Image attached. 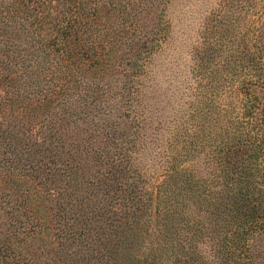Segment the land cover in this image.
<instances>
[{"label": "trees", "instance_id": "obj_1", "mask_svg": "<svg viewBox=\"0 0 264 264\" xmlns=\"http://www.w3.org/2000/svg\"><path fill=\"white\" fill-rule=\"evenodd\" d=\"M148 2L0 0V264H31L14 246H51L54 232L95 239L96 263L263 264L264 9L240 33L234 9L255 0H224L198 50L204 72L242 76L241 119L216 127L214 106L193 111L205 124L170 129L167 168L146 184L132 161L138 78L170 31L142 23ZM197 149L206 175L180 161Z\"/></svg>", "mask_w": 264, "mask_h": 264}, {"label": "rangeland", "instance_id": "obj_2", "mask_svg": "<svg viewBox=\"0 0 264 264\" xmlns=\"http://www.w3.org/2000/svg\"><path fill=\"white\" fill-rule=\"evenodd\" d=\"M245 8L238 5L234 9L240 33L245 32L246 24L253 25L262 17L264 0H255L254 7L248 9V14L245 13ZM143 9L145 16L141 21L144 25L151 29L166 23L170 29L166 36L159 38V50L151 55L145 63L144 72L138 78L141 83V97L135 112L142 120L140 123L143 129H138L140 146L132 161L136 167L142 169L148 184L151 178L155 179L156 183L160 182L167 168L163 151L166 150L165 142L170 138L172 127L182 126L184 123L191 125L194 122L201 128L205 124L200 112L194 120L190 119L193 111L214 106L209 120H212L216 127H225L229 118L241 119V96L238 92L242 76H235L234 81L224 77L217 79L211 72V64L207 68L209 76L204 72V68L199 67L200 63L206 64L200 61L201 56L198 53L206 30L215 31V25H212L215 21L213 17L216 19L228 11L224 0H149ZM159 16L166 22L159 23ZM259 37L262 38L261 35ZM261 38H258L260 45ZM152 39V42H155V38ZM148 40L151 42V38ZM209 81L212 88L211 92L206 93L210 88L205 83ZM200 139H203L202 135ZM204 154L205 152L197 149L191 157L192 162H183L182 158L180 161L183 165L193 167L195 174L206 175L209 167L204 162ZM151 183L153 181H150ZM192 212L195 213V210ZM151 239L154 237L151 236ZM154 241L159 243L160 239ZM49 242L53 244L46 246L44 241L38 239L25 246H14L13 251L19 254L21 260L25 259L31 264H105L96 263V248L99 247L93 244L95 239L91 245H87L84 240L83 243L88 246L86 248L81 246L80 240H60L54 232L51 233ZM145 243L149 248V240ZM203 244L202 250L209 257L211 248L208 244ZM256 244L260 252L259 259L264 264V236H261ZM92 247L95 250H90ZM87 258L92 260H85ZM139 258L143 260L142 257Z\"/></svg>", "mask_w": 264, "mask_h": 264}]
</instances>
